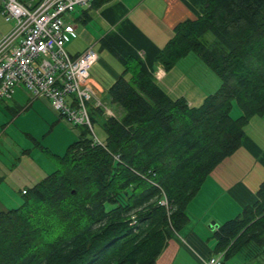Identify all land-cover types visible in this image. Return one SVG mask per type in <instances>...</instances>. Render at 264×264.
Wrapping results in <instances>:
<instances>
[{
  "label": "trees",
  "instance_id": "1",
  "mask_svg": "<svg viewBox=\"0 0 264 264\" xmlns=\"http://www.w3.org/2000/svg\"><path fill=\"white\" fill-rule=\"evenodd\" d=\"M101 46L123 67L109 95L124 116L104 120L101 145L84 127L23 206L0 212V264H156L207 178L264 117V0H205L156 57L168 72L195 54L221 79L198 108L172 99L113 36ZM212 231L213 254L248 250L264 264V181L253 205Z\"/></svg>",
  "mask_w": 264,
  "mask_h": 264
},
{
  "label": "crops",
  "instance_id": "2",
  "mask_svg": "<svg viewBox=\"0 0 264 264\" xmlns=\"http://www.w3.org/2000/svg\"><path fill=\"white\" fill-rule=\"evenodd\" d=\"M21 1L28 3L39 0ZM2 9L3 0H0V40L13 27L2 16ZM74 13L73 23L70 22L75 26L76 32L75 35L68 36V39L80 38L86 44L81 51L72 55L101 45V40L111 35L137 56L145 71L172 99H184L190 107L198 108L213 94L200 86L192 74L179 65L187 57L168 72L156 63V57L173 37L176 26L186 20H196L205 13V0H103L91 7H80ZM85 16H88L86 23ZM101 63L99 54V61L92 69L89 82L97 99L112 103L109 89L123 71L112 73L102 67ZM98 69L100 73L95 72ZM21 90L10 101L15 104L18 103L16 98H28L30 101ZM15 108L17 109L16 105L12 107L8 103L3 107L5 112L14 113ZM25 108H36V111L46 113V123L49 119L52 122L57 119L58 125H65L61 122L62 118L54 113L49 101L31 100ZM92 112L95 117L96 111L91 108ZM235 113L237 117L241 115V111L235 110ZM256 124H264V117H254L250 121L240 149L207 178L188 207L189 224L182 230L186 233L185 237L178 234L171 239L156 264H202V258L219 255L213 254L214 249L211 250L204 239L205 233H210L212 237L210 223L213 221L219 227L225 221L237 217L245 207L253 205L264 181V137L254 131L250 132ZM256 261L257 264H262L261 260Z\"/></svg>",
  "mask_w": 264,
  "mask_h": 264
},
{
  "label": "built area",
  "instance_id": "3",
  "mask_svg": "<svg viewBox=\"0 0 264 264\" xmlns=\"http://www.w3.org/2000/svg\"><path fill=\"white\" fill-rule=\"evenodd\" d=\"M97 1L3 0L2 16L13 27L0 40V100H12L22 89L30 100L49 101L61 118L89 129L101 145L91 108L102 111L104 105L89 82L99 54L93 47L75 56L66 50L68 36L76 32L68 16ZM106 112L113 117L111 110ZM223 255L202 258V264H223Z\"/></svg>",
  "mask_w": 264,
  "mask_h": 264
},
{
  "label": "rangeland",
  "instance_id": "4",
  "mask_svg": "<svg viewBox=\"0 0 264 264\" xmlns=\"http://www.w3.org/2000/svg\"><path fill=\"white\" fill-rule=\"evenodd\" d=\"M79 9L80 7L76 11ZM74 16L75 13L68 16V20L72 23ZM78 27L82 28L81 25ZM207 38L214 39L211 34H208ZM85 44V41L80 38L68 39L66 50L70 54H76L84 48ZM94 49L102 58V67L112 73L123 71L120 61L104 50L101 45H96ZM179 65L187 69L200 86L211 93H215L222 85L221 79L195 54H190ZM95 72L100 73V70H95ZM21 92L23 91L21 90ZM25 94L28 96L26 92ZM27 99L16 98L17 104L10 100L0 102V212L23 206L26 200L25 193L58 169L57 157H63L69 146L78 141L80 133L85 130L82 126L74 127L63 118L61 122L65 124V127L58 125L57 119L56 122L49 119V122L52 123H46V113L36 111V108H25L31 101ZM7 103L12 107L16 105L15 113L4 111L3 107ZM102 104L104 105L103 112L95 110L94 123L95 136L101 142L106 138L103 127L104 120L110 117L106 114V108L113 112L115 118H121L125 113L120 105L113 104L108 100L102 101ZM233 106L232 117L238 118L235 110L240 111V109L236 101L233 102ZM54 113L60 116L56 111ZM251 131L264 137V124L254 125ZM92 137L94 138L93 135ZM159 203L169 208L166 197L162 198ZM185 234L184 231L180 232L182 237H185ZM204 236L207 245L213 250L216 246L215 239L210 237V233H205ZM253 259L248 255V250H245L229 259H223V262L224 264H257V261Z\"/></svg>",
  "mask_w": 264,
  "mask_h": 264
},
{
  "label": "water",
  "instance_id": "5",
  "mask_svg": "<svg viewBox=\"0 0 264 264\" xmlns=\"http://www.w3.org/2000/svg\"><path fill=\"white\" fill-rule=\"evenodd\" d=\"M209 228L214 230V229L218 228V226L215 223H212V224H210Z\"/></svg>",
  "mask_w": 264,
  "mask_h": 264
}]
</instances>
